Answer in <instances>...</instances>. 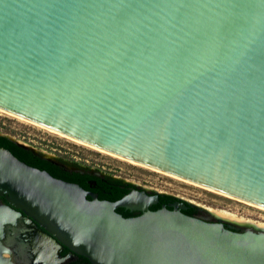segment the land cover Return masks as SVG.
I'll list each match as a JSON object with an SVG mask.
<instances>
[{
	"label": "water",
	"instance_id": "1",
	"mask_svg": "<svg viewBox=\"0 0 264 264\" xmlns=\"http://www.w3.org/2000/svg\"><path fill=\"white\" fill-rule=\"evenodd\" d=\"M0 109L264 207V0H0ZM0 196V250L12 236L92 264H264L263 227L125 217L131 195L88 199L4 147Z\"/></svg>",
	"mask_w": 264,
	"mask_h": 264
},
{
	"label": "flooded vegetation",
	"instance_id": "2",
	"mask_svg": "<svg viewBox=\"0 0 264 264\" xmlns=\"http://www.w3.org/2000/svg\"><path fill=\"white\" fill-rule=\"evenodd\" d=\"M0 136H4L19 146L30 150L40 159L47 160L58 166L62 171L61 176H64L62 180L79 184L87 192L88 199L97 196L100 200L114 202L131 195V206L134 209L126 207L116 208V211L125 217L140 215L144 211L141 209L142 207L151 211L166 208L169 210H180L187 215L207 222H217L219 219L223 221L225 227L237 225L246 226L248 224L255 225L253 222H238L218 217L209 207L195 200L176 195L153 185L131 181L124 177L100 170L97 167L65 161L56 155L52 156L41 150H33L30 146L24 147L27 145L2 132H0ZM0 205H9L4 196H0ZM15 210L19 212V218L17 217L19 221L26 219L27 216L22 211L19 209ZM245 229L247 228L239 229L238 231L241 232ZM2 242L8 248L6 250H0V264H92L85 256L76 254L65 246L60 250H51L48 253L42 250L36 251L26 245L17 247L14 244L12 236L6 237Z\"/></svg>",
	"mask_w": 264,
	"mask_h": 264
},
{
	"label": "rangeland",
	"instance_id": "3",
	"mask_svg": "<svg viewBox=\"0 0 264 264\" xmlns=\"http://www.w3.org/2000/svg\"><path fill=\"white\" fill-rule=\"evenodd\" d=\"M0 132L10 135L17 141L32 147L34 150H41L52 156L56 155L65 161L90 165L91 167H97L100 170L137 183L156 186L176 195L202 203L209 207L213 213L222 212L221 214H223V211H225L236 216L238 219L264 225L263 209L180 181L148 168L131 164L19 120L2 111H0Z\"/></svg>",
	"mask_w": 264,
	"mask_h": 264
},
{
	"label": "bare ground",
	"instance_id": "4",
	"mask_svg": "<svg viewBox=\"0 0 264 264\" xmlns=\"http://www.w3.org/2000/svg\"><path fill=\"white\" fill-rule=\"evenodd\" d=\"M0 111L4 112V113H6V114H8V115H10V116H12V117L18 118L19 120H22V121H24V122H27V123L33 124V125H35V126H38V127H40V128H43V129H45V130H48V131H50L51 133H54V134H57V135H59V136L65 137V138H67V139H69V140H71V141H74V142H77V143H79V144H82V145L88 146V147H90V148H92V149H94V150L101 151V152H103V153H106V154H108V155H110V156H113V157H116V158H118V159H122V160H124V161H127V162H129V163H131V164H135V165H139V166H142V167L148 168V169L153 170V171H155V172L162 173V174H164V175H167V176L173 177V178L178 179V180H180V181H183V182H186V183H189V184L195 185V186H197V187L204 188V189L209 190V191L216 192V193H218V194L224 195V196H226V197H229V198L235 199V200H237V201L244 202V203H246V204H248V205H251V206H254V207H257V208H260V209H263V210H264V207H261L260 205H256V204H254V203H250V202H248V201H245V200H242V199H239V198L233 197V196H231V195H227V194L222 193V192H220V191H216V190H214V189H211V188H208V187L202 186V185H200V184H198V183H195V182H192V181H189V180H186V179L180 178V177H178V176H175V175H172V174H169V173H166V172H163V171L157 170V169H155V168H152V167H149V166H146V165H143V164L137 163V162H135V161H132V160L126 159V158H124V157H121V156L115 155V154H113V153H110V152L104 151V150H102V149H99V148H97V147H94V146H92V145H89V144H87V143H84V142H82V141L76 140V139L71 138V137H69V136H66V135H64V134H61V133H59V132H56V131H54V130H51V129H49V128H46V127H44V126H41V125L36 124V123H34V122H31V121H29V120H27V119H25V118H22V117H20V116H18V115H15V114L10 113V112H7V111H4V110H2V109H0ZM221 213H222V212H221ZM221 213H216V212H215L214 214H216L218 217H222V218L229 219V220H230V219H231V220H235V221L237 220L238 222H243V221H244V219H238L236 216L231 215V214H229V213H226L225 211H223V214H221ZM18 218H19V217H18ZM249 222H252V221H249ZM253 224H255V225L258 226V227H263V228H264V225L256 224L255 222H253ZM8 253H9V252H8ZM48 253H49V252H48ZM5 254H6V253H5ZM38 257H39V256H38ZM0 260H1V258H0ZM0 263H1V262H0Z\"/></svg>",
	"mask_w": 264,
	"mask_h": 264
},
{
	"label": "trees",
	"instance_id": "5",
	"mask_svg": "<svg viewBox=\"0 0 264 264\" xmlns=\"http://www.w3.org/2000/svg\"><path fill=\"white\" fill-rule=\"evenodd\" d=\"M0 146L10 150L18 159L21 161L42 170L48 171L52 176L56 178L64 179V176H61V169L55 164L50 163L47 160L40 159L35 156L30 150H27L18 144L12 142L4 136H0ZM76 174V173H75ZM69 179V178H67Z\"/></svg>",
	"mask_w": 264,
	"mask_h": 264
}]
</instances>
